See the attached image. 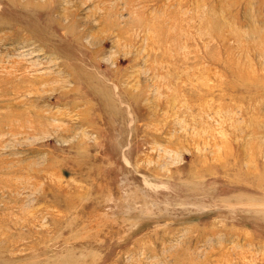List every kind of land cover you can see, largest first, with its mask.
Returning a JSON list of instances; mask_svg holds the SVG:
<instances>
[{
    "label": "rangeland",
    "instance_id": "obj_1",
    "mask_svg": "<svg viewBox=\"0 0 264 264\" xmlns=\"http://www.w3.org/2000/svg\"><path fill=\"white\" fill-rule=\"evenodd\" d=\"M0 264H264V0H0Z\"/></svg>",
    "mask_w": 264,
    "mask_h": 264
}]
</instances>
